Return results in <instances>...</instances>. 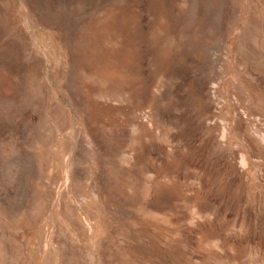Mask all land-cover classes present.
<instances>
[{
  "label": "rangeland",
  "instance_id": "obj_1",
  "mask_svg": "<svg viewBox=\"0 0 264 264\" xmlns=\"http://www.w3.org/2000/svg\"><path fill=\"white\" fill-rule=\"evenodd\" d=\"M0 264H264V0H0Z\"/></svg>",
  "mask_w": 264,
  "mask_h": 264
}]
</instances>
